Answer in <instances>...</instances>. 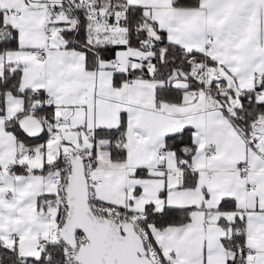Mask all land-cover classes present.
Returning <instances> with one entry per match:
<instances>
[{"label":"snow or ice","instance_id":"obj_1","mask_svg":"<svg viewBox=\"0 0 264 264\" xmlns=\"http://www.w3.org/2000/svg\"><path fill=\"white\" fill-rule=\"evenodd\" d=\"M0 264H264V0H0Z\"/></svg>","mask_w":264,"mask_h":264}]
</instances>
